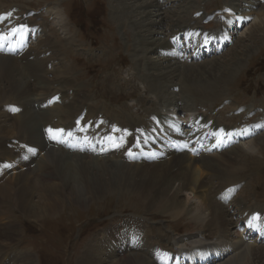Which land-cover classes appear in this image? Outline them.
<instances>
[{"label":"bare ground","instance_id":"obj_1","mask_svg":"<svg viewBox=\"0 0 264 264\" xmlns=\"http://www.w3.org/2000/svg\"><path fill=\"white\" fill-rule=\"evenodd\" d=\"M111 2L112 4H109L110 11L117 25L123 27L129 24L128 26L134 32L136 41L133 54L135 57L131 58L136 62L135 64H139L141 68H143L144 65L147 73L143 74V79L146 81L149 80L148 85L151 89L150 91L155 93L158 99L164 101L166 104V106L164 104L161 106L164 108H162V110L160 109L161 114L168 109L170 104L174 105V108L177 110L180 109L177 104L179 101L174 100L175 96L170 92V89L176 88L177 84L182 85V88L185 87L186 91L194 94V98L205 99L214 93L217 86L221 84L226 85L231 79V74L239 70L244 63V60L241 58H236L237 61L232 63L233 67L231 66L232 68L227 70V72H222V70L226 69V66L222 64L218 58L201 64H196L199 62L191 63L195 65L180 63L176 59L172 45L168 39L171 34L165 36V31H162V29H164V23H166V19L168 18H166V14L170 12L166 9V6L168 3L172 2L171 0H110V3ZM260 5L258 0H230L229 4L226 5L231 8L233 13L236 12L245 17H254L253 23L246 30L251 34V36L248 37L250 38V45L247 47H251L256 42V35L264 36V6ZM186 8L188 7H185L181 11L182 15H185V12H187ZM57 16L60 15L57 13ZM175 22L174 27L176 30H174L172 34L184 30L189 26L185 25L188 23H186V20L181 16L176 18ZM63 28L61 31L64 33ZM53 32L54 34L57 33L56 30H53ZM255 32L257 34H254ZM64 34L63 36L57 35V38L54 37V39H52V37L45 32L43 34L45 38L43 39L42 37V39L39 40H43L42 45L36 49L31 48L25 55L19 58L20 60L6 58L0 55V81L4 82V84L0 85V102H3L4 105L6 104L5 106H7V104L25 106L24 111L21 112L23 116L22 120L14 122H11L10 115L4 109L5 107H0V155H8V153H10L7 145L11 138L25 133L29 135L35 128H38V126H36V124L38 125V120L30 115V111L26 109L27 107H32V111L36 115H42V113L46 111L48 113L49 122L51 117L54 116L53 111L55 109L52 110L51 107L45 110L36 109V112L33 108L37 102H40L35 99L39 96L38 94L40 93L43 95L46 91L48 92L50 90V81L47 79L48 72L46 70L42 72V67L47 68V64H53L56 61V64H53L52 67L56 69V77L60 76L55 82L62 81L63 86L60 87V89L70 86L72 90H77L75 95L76 101H80L84 98V95L80 93L79 86L70 81V74H72L71 69L63 62V56L65 55L64 49L67 50L72 47L71 37ZM39 41L37 44H39ZM48 52L50 54L45 56ZM29 57H33L32 60H29ZM20 65L23 67L25 66L27 69L32 79L31 82L25 81L26 74L22 72ZM50 71L53 72V70ZM218 72L222 74L220 76L215 75V73ZM22 73L25 77L22 76ZM177 81L178 83H176ZM79 105L80 108L78 110H71L68 108L58 116L63 119H73L76 117V114L80 112V109L85 106L84 104ZM262 107L264 109V101ZM93 109L94 110L91 111L93 117L102 113L101 109L98 113H96V107ZM105 118L107 117L105 116ZM42 121L44 124L48 123V121L46 122L44 119H42ZM192 136L194 135H189L188 138L183 137L184 142L186 144L192 143ZM35 137L38 136L34 134L32 137H29L27 144L31 147L40 149L43 155L33 163L34 165L36 164L34 170L31 172L15 173L16 175L13 174L10 177L8 176L6 181L3 182V179L0 183V198L5 201L6 204H4H13L17 210L23 215L29 216L32 220L39 217L44 218L48 215L56 217L63 211L66 202L85 206L91 201L99 200L107 194L113 193V191L105 187L101 181L104 174H109L113 178L132 180L131 182L134 187L133 193H135L133 195L137 196L138 200L143 199V201L149 198L150 201L146 205L149 209L155 207L154 205H157L158 207L156 209H159L161 212L165 210L162 205H167L169 208H176V210L172 212V216H178L189 211V208L192 206L184 209L186 206H184V203H181L182 200L180 202H177V200L178 198H183L188 204L189 196L186 197L185 194H190L193 196V200L195 199L198 201L196 206L191 210V214H194L191 219L194 221L199 218L204 219L198 223V225L202 226V229L199 230L206 233L216 228L222 238H230L239 246V250L236 249L233 251L232 255L218 264H264L263 248H261L260 245L243 244L242 238L235 230L236 223L227 218V209L224 208L216 198L222 189L233 185L234 177L239 172L241 173L240 169L235 166L238 162L237 159L246 151L242 150L241 147H235L214 154L215 156L209 155L201 158L192 156L193 154L190 152L170 154V158L158 163H142L131 166L130 168H126V165L125 167L122 166L124 169H119L117 163L110 164L106 161L94 160L87 156L69 154L59 148H48L44 143L39 147V145H35L33 142ZM258 138L259 137L248 142L249 144L246 145L248 149L252 147L255 148L259 142H257ZM23 140L25 141L27 138H22V141ZM102 142V140L99 141V144H102ZM29 169L31 168H26V170ZM41 170L47 173L45 175L43 174L44 177L42 180H45V182L39 183L40 188L38 189H41L40 193L38 191V193H36V190H38L36 186L37 181L34 182V178H37L38 174L36 173H39ZM214 181H218V186L213 184ZM32 193L36 194L35 200H33ZM221 193L222 196L228 195L227 191H222ZM192 202L193 201H191V203ZM2 206L3 204H0V210L4 213L2 215L7 220L2 223L0 222V226L2 230L6 231L11 221L9 219L10 216L2 211ZM1 217L2 216H0V218ZM109 230L112 232L110 239L114 242L107 241V248H104L101 246L104 244H100L97 239L100 236H93V238H90L83 246V250L77 258V264H124L125 262V264H139L142 261V264H150L149 260L146 261L136 257L135 259L129 257L126 260H122L121 257L123 252L119 254L120 243L118 239L115 238V232H113L112 229H108L105 232V235L108 236V238L105 239L109 240ZM204 232L189 234L187 240L185 238L183 240L172 239L171 246L174 247L176 244L178 246L180 242L197 239L199 236L203 237L205 236ZM7 241H9L8 238ZM121 241L125 243L124 240ZM216 241L217 240L214 242ZM199 243L206 244L204 241H199ZM208 244L213 245L214 243L208 242ZM179 247L177 249H179ZM203 248H208V246H204ZM19 257L23 264H34L32 255L27 253H18L14 255V258L19 259ZM140 260L141 262H138ZM212 264H216V262Z\"/></svg>","mask_w":264,"mask_h":264},{"label":"rangeland","instance_id":"obj_2","mask_svg":"<svg viewBox=\"0 0 264 264\" xmlns=\"http://www.w3.org/2000/svg\"><path fill=\"white\" fill-rule=\"evenodd\" d=\"M171 1L172 2L168 3V5L166 6L167 7L166 9L170 11V12L168 11L170 14L169 13L166 14L167 15L166 18L167 17L168 18L166 19V23H164V29H162V31L163 30L165 31V36L172 34L173 31L176 30L174 24L176 23L175 22L176 18H178L179 16H181L182 18H184V20H186V23L188 24L185 25H190V23L194 21L191 17L194 12L204 11V14L216 12L218 11V9H221L225 4L227 5L230 2V0H171ZM258 2L261 4L260 6H264L263 3L264 0H258ZM109 4H112V2L110 3V0H0V11L4 10V6H13V5L20 6L22 7V9L24 8V11L28 9H36L42 12L44 15H46L47 12L49 11L48 14L49 19L47 18L46 20H41V16H38L37 18V21L39 22L43 21V23L48 24L46 26V34L51 36L52 39H54V37L57 38L58 36H63L64 33H65L64 35L71 37L70 40L72 42L71 45L72 47L67 50L64 49L65 55L63 56L64 59L63 62L70 67L72 72V74H70V81L73 82L75 85L79 86L80 93L84 95V98L81 99L80 101H76L74 94H76L77 90H73L74 92V94H72L73 99H71L68 104L64 106L54 105L52 107V110L55 109L54 111H56V112L53 111V114L55 117L58 118V123H57L58 125H62L69 120V119H63L58 115H61L63 111L68 108L71 110H78L80 108L79 104L87 105L89 103L91 106L93 105L92 108L96 107L98 109H100V107L103 106L104 107L103 111H105L109 117H116L117 115H115V113H126V114L129 113L128 111L131 109L133 105L130 104L125 105L127 109L126 110L123 107V105L119 102V100L117 99L119 92L116 84L113 83V81H115L116 79L112 78V76L109 74L110 73L109 71L113 69L112 65L116 62V60L120 64V66L118 67L119 70L117 71L119 72L120 77H126L128 73L133 74L132 77L127 78V81L124 82L123 85L129 86L130 91H136V93L138 92L139 89L140 92L138 95L144 99V100L143 99L140 100V105L142 106V110H139L138 112H136V116H133V117L138 116L141 118H137L135 121H133V124L136 123L137 124L141 123V125L147 124L149 121L148 119H143V116L146 117L147 113L157 112V111H158L157 114L159 115L161 114L160 112L163 108L161 106L163 104L166 106L164 101L159 100L158 97L155 95V93L150 91L151 89L149 88L148 85L149 80L146 81L143 79L144 76L143 74L147 73L145 71L144 65L143 68H141L139 64H135L136 62H134L133 59L131 58V57H135L133 54V49L135 48L134 44L136 41L134 32L128 26L129 24H126L123 27H119L117 25L116 20L113 19L112 17L113 15L111 14ZM179 7L181 10L179 9ZM185 7H188L186 8L187 12H185V15L184 14L182 15L181 11ZM57 13L60 16H57ZM69 15L72 17L74 21L70 18ZM203 17L204 15L201 18ZM247 19L249 20V22L242 26L240 31H238V33L234 36L232 40V44L223 53H221L217 57L204 59L202 62L196 63V64L206 63L215 58H218V60L226 66L225 67L226 69L222 70V72H227V70L232 68L233 67L232 63L236 62L237 59L239 58L244 60L245 64L243 63L244 65L242 64L239 70H236L234 71V73L231 74V79L226 83V85L221 84L217 86L214 90V93L209 95L205 99L203 98L204 100L199 98H194L195 95L186 91L185 87L182 88V85L177 84L176 88H171L170 92L175 96L174 100L180 101L182 99V101L184 102L182 108L184 109L186 108V110L188 111L190 110V112H195V113L199 112V114L203 113L205 115V118L209 116L212 117L216 116L219 123L226 125V123H229L230 121L229 120L231 116L230 109H233V106L226 107L224 110H222L220 105L224 100L228 98L229 99L235 98L237 104L261 105L260 101L264 99V71H262L264 70V36L256 35V39H257L256 42L251 47H247L248 45H250V41H249L250 38L248 37H250L251 34L248 33L246 30L253 23L254 17L253 18L247 17ZM200 21H201L200 19L197 20L198 23H200ZM60 26L64 27V28L62 27L64 29L63 30L64 33L61 31L62 28ZM65 27H66V32H65ZM78 28L80 29V32L78 31ZM53 30H56L57 33L54 34ZM254 34L257 33L255 32ZM44 38L45 36H43V39ZM42 41H39V44L34 45L32 48L36 49L40 47L42 45ZM93 45L99 46L100 49L103 51V55H100L101 57H104V54H106L107 50L108 52H110V55H108L104 60L99 57V59H101L103 63H100L98 67H96L93 70L94 75H91V73H89L88 75V71L84 70L83 65L77 64L74 61H78L76 57H82L83 55L86 56L88 51L87 50L88 46H93ZM94 54H99V52L96 51L94 52ZM3 57L13 58L7 56H3ZM13 59L20 60L19 58H13ZM191 65H195V64H191ZM20 66L22 72H25L24 74H26L25 77L22 73V76L25 77V81L31 82L32 79L30 78L29 73L25 68V66L24 67L22 65ZM45 70L48 72L47 79L48 81H50L49 82L50 90L48 92L46 91L43 95L39 93L38 94L39 96L37 97L35 96L36 98L35 97L34 98L37 99V101H42L47 97L48 93H50V95H54L55 93L61 92L63 93L62 100L63 98L68 99L70 96L65 94V91L71 90L69 92V94H71L72 87L66 86L64 89H60V87H62L63 84L62 81L55 82L56 80L59 79L60 76L56 77L55 75L56 69L52 67V64L49 66V68L48 67L41 68L42 72H44ZM50 70H53V72H51ZM221 74H222L221 72L215 73V75L218 76H220ZM134 81H136L135 83L139 84L140 87L139 86L137 87V85L134 84ZM51 82H55V83H51ZM176 83H178V81ZM1 84H4V82L0 81V85ZM53 86H55L56 88H54ZM89 91H91V93L88 97ZM133 95H135V92H133ZM177 104L179 105V102H177ZM5 105L3 104V102H0V107L4 108ZM174 107H175L174 105L170 104L168 109L169 108L176 109ZM33 108L35 109V106ZM26 109L30 111V115L33 116V118H36L38 120V125L36 124L38 128L37 129L35 128L33 132L29 135L28 133L21 134L15 138H11V140L18 139L22 141V138H27V140L25 141L23 140V141L28 143L29 137H32L35 134L38 137H35L36 139L34 138L35 141L33 140V142L35 145H39L40 147L43 145L44 142L41 141L42 136L39 129H41V126L43 124L42 119H44V121L46 122L47 121L49 122L48 113L44 111L42 115L39 114L36 115L32 111V107H27ZM133 109L136 110L137 108L134 107ZM206 110L209 111L206 112ZM98 112L99 111H97L96 113ZM131 112L132 111H130V113ZM9 117L12 120L11 122H14V121L22 120L23 116L19 114V116L10 115ZM106 119H108V117ZM126 119L129 118L126 117ZM241 119L242 116L239 117V121H241ZM96 120H98V118H96ZM100 120L102 123L104 122L102 118ZM216 125H220V124L216 123ZM11 140L8 141V144L11 143L10 142ZM257 142L258 144L255 146V148L252 147L251 149H248V146H246L249 144L248 142L244 145L236 147V148L241 147L242 150L247 151V152L245 151L244 154H242V156H240L237 159L238 162L235 164V166H237L240 169L241 173L239 172L234 177L233 180L235 182L233 181V183L236 184V181L243 183L242 185L243 188L241 192L237 195L238 197L237 202L239 204H242L243 201L256 203V204H264V135L263 134L258 138ZM90 158L94 160L97 159L101 161H106L110 164L117 163L118 164L117 167L119 169H124L122 168V166L125 167L126 165H127L126 168L139 165V164H125L116 159H108L107 161V159H103L99 157L98 158L90 157ZM35 162L36 160L33 161V163ZM35 166L36 164L31 169L21 171L18 173L31 172L32 170H34ZM46 173L47 172L43 170H41L39 173H36L38 175L37 178H34V182L37 181L36 184L37 189L40 188L39 185L41 183L45 182V180L42 179ZM38 177H40L41 179ZM7 178L3 180V182L6 181ZM101 181L103 182L104 186L108 187V189L110 188L113 191V193H109L99 200L91 201L85 206H80L78 204H72V203L69 204L66 202L63 211H61V213L58 214L56 217L52 215H48L45 216L44 218L39 217L35 220H32L29 216L27 217L23 215L19 210H17L13 204L5 205L6 204L5 201L1 200L0 198V204H3L2 211L6 212L7 215L10 216L9 219L11 221L9 226V228L10 227L11 228L10 229L8 228L6 231L2 230L0 226V234H1L0 264H23L21 262L22 260L20 259V257L19 259L14 258V255L18 253H27L29 255H32L34 264H77V258L82 252L83 246L87 243V241L90 238H93V236L95 235H97L98 237L100 236L99 238H97L98 241L100 242V244H104L101 246L107 248L106 243L107 241L112 240L110 239L112 232L109 230V240H106L105 238H108V236L105 235V232L108 230V229L106 230V228H109V225L115 223L118 219V216L128 217L133 215L137 217L147 218L151 220L153 223H157V225H153V223L148 222L149 226L154 227L152 228L151 232L148 234V237L152 242V244L162 247H167L168 245L165 242L166 238L162 237V239H157L154 237V236L158 237L156 231V228L158 227H162L161 229L158 230L160 235H162L163 232H165L166 230L171 231V233L174 235L177 233H188L187 235H185L186 237L189 236V234L191 235V234L204 232L199 230L202 229V226L198 225L199 221L201 222L204 219L199 218L200 220L197 219L198 221L197 220L194 221L191 219L192 216L194 215L191 214V210L194 208V206H196L198 201L195 199L193 200V196H191L188 193H187L188 195L185 194L186 197L189 196L188 204L187 201H185V199L183 198H178L177 202H180L182 200L183 202L181 201V203L182 204L184 203V206H186L184 209L190 206L192 207H190L189 211H187L186 213H182L181 215L178 216H172L171 214H173L172 212H174L176 208L173 207L169 208V206L167 205L166 206L162 205L165 208V210L161 212L159 209H156L158 207L157 205H154L155 207L151 209H149V207L146 206L150 201L149 198L148 200H144V201L143 199L138 200V197L133 195L135 193H133L134 187L131 182L132 180L125 178H113L109 174H104L102 176ZM213 184L215 186L216 185L218 186V181H214ZM40 190L41 189L36 190V193L38 192L40 193ZM32 197L33 200H35L36 194L32 193ZM190 200L193 202L191 203ZM2 214L4 213H2L0 210V216H2L0 218L1 223L7 220ZM227 218L233 221L229 213ZM206 233L204 232V235ZM215 234L216 232H213L209 235V237ZM7 238L9 239V241H7ZM168 238L169 239L171 238V240L172 239L180 240V238L178 239L172 237H168ZM190 240L192 242V241H196L197 239L194 240L190 239ZM179 246L181 245H178L176 247ZM261 248H263L264 250V247L261 246ZM129 257H133L134 259L136 257L138 259H142L146 261L149 260V263L152 264V261L149 258H147L149 257L148 254L142 250L134 251L129 255L123 254L121 258L122 260H126ZM6 258L7 260L4 261ZM138 262H141V260ZM142 262L139 264H142Z\"/></svg>","mask_w":264,"mask_h":264},{"label":"snow or ice","instance_id":"obj_3","mask_svg":"<svg viewBox=\"0 0 264 264\" xmlns=\"http://www.w3.org/2000/svg\"><path fill=\"white\" fill-rule=\"evenodd\" d=\"M22 27H26V25H24V26H22ZM49 132L51 133V132H52V130H51V129H49ZM229 135H231V134H229ZM237 135H244V133H237Z\"/></svg>","mask_w":264,"mask_h":264}]
</instances>
